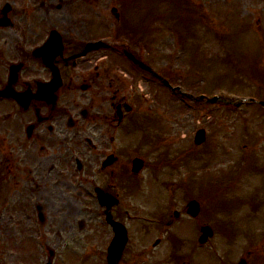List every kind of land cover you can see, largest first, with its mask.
<instances>
[{"label":"rangeland","instance_id":"obj_1","mask_svg":"<svg viewBox=\"0 0 264 264\" xmlns=\"http://www.w3.org/2000/svg\"><path fill=\"white\" fill-rule=\"evenodd\" d=\"M3 1H10L14 6L24 5L26 12H31L29 19L34 14V17L40 18L42 28L54 27L65 34V40H74L77 38L76 33H81V42L98 36H105L110 41L112 37L121 45L130 42V50L139 59L150 64L159 74L170 77L173 87H179L193 96L203 92L211 97L218 88L226 89V83L228 90L237 94L238 98H249L258 92L261 93L257 95L261 97L259 99L264 100V49L261 48L264 47V0H153L168 7V10L157 15L147 14L144 0H129L139 18L136 23L147 20V27L142 31L143 40L129 39V25L133 24L131 11L126 12V24L120 35L118 25L121 17L116 21L111 13L113 7L120 14L123 13L120 12L118 0H0V6ZM154 8L157 10L160 6L156 4ZM13 18L30 26L23 12ZM241 21L246 25H241ZM232 29L240 31L241 37L245 38L243 46L234 48L231 40H224V34H233ZM120 37H124L127 42H119ZM149 41L152 45H148ZM5 46L12 51L16 42ZM232 53L241 55L239 59L242 60L239 63L228 61L230 58L238 59ZM196 60L202 66L216 63L217 67L223 69L222 74L214 69L194 70L190 64L199 68ZM120 67L121 71L130 75V79H124L127 84L122 94L133 97L132 104L146 117L133 133L134 149L129 147L128 153L129 156L142 157L145 161L144 171L138 180H142V187H147L149 193L146 195L147 200L128 203L138 214L137 219L131 221L136 230L131 235L129 248L137 252L141 247H147L152 253L133 257L126 252L120 264H165L172 251L177 257H191L190 264H220L221 261L237 264L244 257L246 248L250 247L248 236L253 244L251 249L264 244V114L253 104H242L236 111L225 105L194 104L191 99L160 87L152 78L142 75L125 62H121ZM231 68L240 73L227 72ZM221 75L234 76L225 78ZM200 128L206 131L207 141L201 147H195L194 134ZM248 132H259L257 145L251 147ZM154 136H158L160 142H156ZM167 147L171 152L170 157L176 152L189 150L200 155L197 157L195 153V160L191 157L194 161L189 167L186 162L175 163L173 158L166 165L159 157L161 153H166ZM240 155L247 158L245 164L236 162ZM248 155L255 159L249 160ZM157 165L163 166V169L156 172ZM234 165L237 170L233 174L240 171L238 168L245 171L237 186L230 188L227 183L225 188L213 193L209 183L226 180L230 170L235 169ZM255 166L261 170L258 171ZM246 171L250 176H246ZM190 174L193 177L191 193L201 200L199 222L204 226L217 222L220 226L218 230L221 231L210 245L199 247L196 242L199 235L197 227L182 222L180 226L175 224L174 227L181 239L175 240L170 235L167 243H161L152 250V243L157 238L162 239V235L152 233L145 236L138 231L148 220L145 215L156 209L164 210L172 196L171 190L177 182L187 181ZM170 184L174 186L167 190ZM4 190L0 179V196ZM175 197L181 198L179 193H175ZM220 197L230 198L235 205L231 209H219L218 213L213 211V204L219 205ZM1 203L2 200L0 264H46L50 250L54 251L52 264H106L103 252L111 237L107 227L103 232L100 224L92 221L93 225H90L85 237L82 234L80 239L63 241L64 238H60L57 242L54 236L39 237L38 227L23 218L21 221L18 218L9 221ZM233 223L236 226H232ZM194 231L197 233L194 241H191ZM56 243L61 248L58 252L53 247ZM193 245L196 250L194 257L191 251ZM62 250H67L66 254H61ZM168 264H172L171 261ZM249 264H264V246L262 253L249 260Z\"/></svg>","mask_w":264,"mask_h":264},{"label":"flooded vegetation","instance_id":"obj_2","mask_svg":"<svg viewBox=\"0 0 264 264\" xmlns=\"http://www.w3.org/2000/svg\"><path fill=\"white\" fill-rule=\"evenodd\" d=\"M18 7L23 9L6 8L7 26L0 28V170L5 188L14 190L4 202L5 217L34 223L42 236H54L57 242L85 237L92 221L105 232L108 215L122 224L135 219L124 205L136 193L128 185L133 177L130 160H122V145L138 115L122 94L119 49L75 58L90 40L81 42V33L65 40L56 29L60 48L35 55L55 28H42L40 18L31 14L30 21L31 12ZM22 12L30 26L13 18ZM13 42L11 51L5 45ZM190 200L174 198L179 211L153 213L142 232L160 234L167 243L170 235L177 240L178 233L170 231L181 218L200 228L199 217L185 216ZM125 226L123 255L130 251L131 221ZM156 242L152 250L161 244ZM189 260L167 257L165 264Z\"/></svg>","mask_w":264,"mask_h":264},{"label":"water","instance_id":"obj_3","mask_svg":"<svg viewBox=\"0 0 264 264\" xmlns=\"http://www.w3.org/2000/svg\"><path fill=\"white\" fill-rule=\"evenodd\" d=\"M125 55L133 62L137 63L134 58L128 54V53H125ZM142 66V65H140ZM216 99L214 98L213 100H210L208 101L209 103H213L215 102ZM261 105L264 106V103H262ZM204 137H203V133L202 132H199L196 134V137H195V143H201L203 141ZM141 168V162L140 161H133V168H132V171L133 172H137L139 169ZM193 216H195L196 214H192ZM117 224H113L112 226H115ZM115 229V232H116V236L113 240V243L109 249V254H110V257L111 258H114L116 255H118L123 243H124V233H123V230L121 229V227L119 226H116ZM206 230L207 229H202V233H203V236L201 238V241L203 242L205 239H204V235L208 234L206 233Z\"/></svg>","mask_w":264,"mask_h":264}]
</instances>
